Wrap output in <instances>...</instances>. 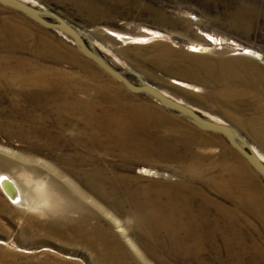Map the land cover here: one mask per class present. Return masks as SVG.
Segmentation results:
<instances>
[{"label":"rangeland","instance_id":"rangeland-1","mask_svg":"<svg viewBox=\"0 0 264 264\" xmlns=\"http://www.w3.org/2000/svg\"><path fill=\"white\" fill-rule=\"evenodd\" d=\"M25 1L72 23L132 82H147L229 123L264 155V0ZM65 35L0 2V59L12 62L0 77V107L6 110L0 112V175L13 176L35 199L33 205L17 203L0 182V264H143L128 241L136 237L126 214L117 216L127 229L124 235L107 215H94L85 223L83 213L64 211L37 192L55 193L54 180L67 186L66 179L55 175L67 173L64 160L79 158L75 143L56 152L29 150L31 143L11 124L28 120L27 115L45 120L47 114L51 118L46 120H71L65 136L70 142L85 120H101L99 126L119 127L103 135H135L155 146L161 161L134 165L131 174L139 184L194 195L200 212L214 216L217 229L227 232L224 237L219 231L215 246L228 245L229 252L201 264H264V177L224 135L128 89ZM192 45L208 50L192 52ZM245 48L261 57L240 54ZM15 68L36 83L14 78ZM17 100L23 108L13 114ZM62 107L67 112L59 111ZM100 155L104 168L123 172L118 157ZM23 156L35 161L24 162ZM144 166L159 176L142 177L138 170ZM95 225L103 228L104 245L93 231Z\"/></svg>","mask_w":264,"mask_h":264},{"label":"bare ground","instance_id":"bare-ground-1","mask_svg":"<svg viewBox=\"0 0 264 264\" xmlns=\"http://www.w3.org/2000/svg\"><path fill=\"white\" fill-rule=\"evenodd\" d=\"M189 48L192 52H205L208 50V47L204 45H192ZM239 53L261 57L250 48H245ZM11 63L8 59H0V77L3 76L4 78V71L7 68H12L10 66ZM17 68L13 70L15 73L17 72L14 74V78H21L23 84H30L32 81L36 83V79L27 78L24 74L20 75L21 73H18L19 69ZM7 87V89H10L12 86L7 85ZM9 91L11 92L12 89ZM162 91L178 99L168 92ZM20 93L16 92L15 94L22 97L24 94L20 95ZM23 99L28 100L30 98L24 95ZM178 100L185 102L181 99ZM192 107L211 120L225 122L210 118L196 107ZM22 108L20 101L17 100V102L13 103L11 109L13 114H19ZM66 109L62 107L59 111L67 112L68 109ZM2 111L6 110L0 107V112ZM49 117L50 114H47L45 120H35V117L27 115L24 118L28 120L11 121L12 127L15 128L14 131L18 132V134L21 132V136L31 143L32 146L31 148L29 147V150L37 153H45L46 151L56 152L63 147L71 148L73 143L78 145L79 158L75 156L74 159L76 160H64L63 164H68L66 167L67 173L57 171L55 175L57 179H66L65 183L68 185L62 186L61 184L63 183L54 180L55 193L44 192L42 189L37 192L50 196L55 205L59 208L61 207L64 211L75 210L83 213L85 215V223L94 215H97V218L101 217L100 214L107 215L111 219V222L118 227V231H121L124 235L127 233V229L117 216H124L126 214L129 219V228L136 237V241L131 238L128 241L138 252V259L143 264H171L172 259L179 261L180 264H201L207 258L219 259L223 252H229L228 245H225L223 248L215 246V236L219 234V231L224 237L227 232L217 229L219 225H217L218 222L214 216L200 212L201 210L197 206L198 201L194 195L182 194V192L177 190L158 189L157 186L143 187L139 184L138 177L131 174L134 165L141 161L156 163L162 160V155L157 152L155 146L135 135H103L101 133L104 131H119V127L99 126L97 123H100L101 120H85L86 125H79V134L72 138L71 143L65 137L67 136V130L70 129L71 120H46ZM58 117L62 118V115H58ZM87 130H90V133L83 135ZM83 148L87 149V152H90V154H85ZM251 148L264 161V155L256 148L252 146ZM102 153L118 157L120 162L123 163L122 168L119 167V169L125 173L118 171L117 167L104 168V159L100 155ZM22 160L24 162L35 161L28 156H23ZM57 160L61 161L62 158H58ZM138 173L141 176H159L158 171L147 166L138 170ZM76 181H79L82 186H79ZM0 182L5 193L13 201L20 204H34L35 199L34 194L31 195V189L22 186L13 176L1 174ZM153 184L157 183L154 182ZM31 196H33L32 199ZM201 209L204 208L202 207ZM224 220L223 227H226L228 226L226 225L228 218L224 217ZM93 231L98 232V238L104 245L102 242L104 238L103 228L100 225H95L93 226ZM137 241L146 248L147 253L142 252L138 248ZM114 251L118 250L114 248ZM162 256H165L167 261Z\"/></svg>","mask_w":264,"mask_h":264},{"label":"water","instance_id":"water-1","mask_svg":"<svg viewBox=\"0 0 264 264\" xmlns=\"http://www.w3.org/2000/svg\"><path fill=\"white\" fill-rule=\"evenodd\" d=\"M0 2L25 13L48 28L61 31L68 35L85 56L92 59L106 72L121 81L128 89L148 94L163 106L182 114L198 127L224 135L230 145L264 177V161L251 148L246 138L234 126L227 122L211 120L205 117L191 105L165 94V92L154 85L144 81L142 84L132 82L122 70L116 69L101 53H99V51L91 47L77 27L65 20L57 12L51 9L36 7L24 0H0Z\"/></svg>","mask_w":264,"mask_h":264},{"label":"crops","instance_id":"crops-1","mask_svg":"<svg viewBox=\"0 0 264 264\" xmlns=\"http://www.w3.org/2000/svg\"><path fill=\"white\" fill-rule=\"evenodd\" d=\"M251 146H252V145H251ZM246 161H247V160H246ZM247 163H248V165H249V167H250L251 169H254L248 161H247ZM254 171H256V170L254 169ZM256 173H259V172L256 171ZM260 175H261V174H260Z\"/></svg>","mask_w":264,"mask_h":264}]
</instances>
